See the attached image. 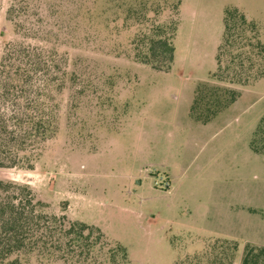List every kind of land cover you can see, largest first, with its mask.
I'll return each instance as SVG.
<instances>
[{
    "label": "rangeland",
    "instance_id": "rangeland-1",
    "mask_svg": "<svg viewBox=\"0 0 264 264\" xmlns=\"http://www.w3.org/2000/svg\"><path fill=\"white\" fill-rule=\"evenodd\" d=\"M228 7L257 30L232 31L214 77ZM153 19L178 21L167 71L133 58L130 40ZM45 26L63 39L95 34V51L54 46L96 58L99 97L74 100L66 82L54 93L57 135L33 168L0 167V178L27 185L49 214L98 226L130 264H240L246 245L264 247V154L249 146L264 113V77L243 84L231 76L239 67L227 66L247 50L240 39L264 42V0H0V59L8 42L43 43ZM200 84L230 87L237 101L203 123L190 110Z\"/></svg>",
    "mask_w": 264,
    "mask_h": 264
},
{
    "label": "trees",
    "instance_id": "trees-1",
    "mask_svg": "<svg viewBox=\"0 0 264 264\" xmlns=\"http://www.w3.org/2000/svg\"><path fill=\"white\" fill-rule=\"evenodd\" d=\"M179 5L173 8L178 11ZM128 11L131 14V8ZM236 15L240 21L231 23ZM146 19L142 16L140 23ZM141 24L130 40L134 60L167 71L174 60L178 21L153 19L144 28ZM237 27L249 28L253 33L257 30L256 23L243 11L226 8L221 43L215 54L216 68L211 72L214 77H218L217 72L223 67L220 58L223 45H229L228 36L232 37ZM43 29L46 31L43 43L8 42L0 59V167L33 168L48 140L59 131V106L54 93L62 90L66 82L75 86L73 99L77 101L92 99L102 83L104 74L96 72L95 57L70 58L54 46L63 43L95 51L94 33L83 32L79 40L72 35L63 39L57 33L51 36L46 26ZM233 41L232 45L236 42ZM239 42L247 50L245 54L231 55L227 66L231 62L239 67L232 68V78H243V84L255 82L264 77V42L258 34ZM255 63L258 66L251 71ZM106 80L109 82L110 77ZM211 86L213 90L208 91L200 84L190 106L192 113L199 112L196 119L203 123L231 105L239 95L230 87ZM249 146L264 154V113L252 132ZM31 258L38 264H130L124 246L111 242L98 226L70 219L66 214H49L40 208V201L35 200L27 185L0 178V264H27ZM240 264H264V247L246 245Z\"/></svg>",
    "mask_w": 264,
    "mask_h": 264
},
{
    "label": "crops",
    "instance_id": "crops-1",
    "mask_svg": "<svg viewBox=\"0 0 264 264\" xmlns=\"http://www.w3.org/2000/svg\"><path fill=\"white\" fill-rule=\"evenodd\" d=\"M242 11V10H241ZM246 14V13H245ZM246 16L250 19V17H249V14H246ZM237 101V99L233 102V103H235ZM232 103V104H233ZM220 112H218L217 114H219ZM217 114H216V116H217ZM213 119H211V121H212Z\"/></svg>",
    "mask_w": 264,
    "mask_h": 264
},
{
    "label": "built area",
    "instance_id": "built-area-1",
    "mask_svg": "<svg viewBox=\"0 0 264 264\" xmlns=\"http://www.w3.org/2000/svg\"><path fill=\"white\" fill-rule=\"evenodd\" d=\"M169 185V183L167 181H164V186Z\"/></svg>",
    "mask_w": 264,
    "mask_h": 264
}]
</instances>
